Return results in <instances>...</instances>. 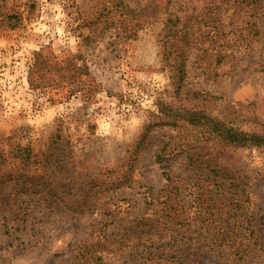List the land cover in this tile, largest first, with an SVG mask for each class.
I'll use <instances>...</instances> for the list:
<instances>
[{
	"label": "rangeland",
	"instance_id": "1",
	"mask_svg": "<svg viewBox=\"0 0 264 264\" xmlns=\"http://www.w3.org/2000/svg\"><path fill=\"white\" fill-rule=\"evenodd\" d=\"M149 1L0 0V154L28 147L47 184L36 181L23 196L10 183L0 186V264H122L130 253L118 244L128 229L148 217L153 199L166 202L157 200L164 174L193 176L186 157L213 160L240 178L250 231L254 215L264 217L263 150L223 148L219 141L195 146L197 130L162 125L167 110L182 105L243 131L260 129L264 0L259 35L243 33L248 43L234 60L215 66L186 51L179 92L163 65V14L127 38L123 7L139 12ZM68 64L79 70L80 84H71ZM165 147L168 161L156 164ZM0 169L1 175V162ZM105 241L121 251L97 259L96 244ZM184 261L230 264L197 249Z\"/></svg>",
	"mask_w": 264,
	"mask_h": 264
},
{
	"label": "trees",
	"instance_id": "2",
	"mask_svg": "<svg viewBox=\"0 0 264 264\" xmlns=\"http://www.w3.org/2000/svg\"><path fill=\"white\" fill-rule=\"evenodd\" d=\"M262 1L150 0L148 6L139 12L123 7L122 16L124 22L130 24L127 38H132L153 18L163 14L160 41L163 65L179 92L186 78V51L194 49L203 61L212 60L215 66H220L224 59L234 60L233 55L238 56L241 47L248 43L243 33L259 35L261 18L258 11ZM228 37L232 39L228 40ZM227 51L231 52L229 57ZM40 66L44 73V65ZM64 71L72 75L68 77L71 84L81 83L80 77H76L80 74L78 69L68 64ZM180 123L198 131L199 139L193 142L195 146L219 141L223 148L264 151V120L255 124L259 130L243 131L182 105L167 110L162 125L177 126ZM166 147L157 156L156 164L168 161ZM186 160L193 176L164 174L166 184L157 200L162 197L166 202L160 204L153 199L148 203V217L128 229L118 244L130 253L129 259L122 264H185L184 254L194 249L206 251L230 264H264V217L258 219L259 215H254L252 231L244 225V204L248 203V194L240 178L224 171L213 160L196 162L191 157ZM0 162L4 168L0 186L14 185L20 190L18 196L28 195L36 181L38 186L47 188L42 173L44 166H36L28 147H15L7 156L0 154ZM38 168L42 169L41 174L32 178L31 171ZM53 179L57 184L62 182L55 176ZM115 186L123 187L122 183ZM45 192V196H49L48 191ZM227 195L231 196L230 200ZM74 212L85 215L90 211L79 209ZM247 234L251 239L246 238ZM96 245L99 248L97 259L102 258L103 253L121 251L118 248L113 250L115 243L107 241L104 245Z\"/></svg>",
	"mask_w": 264,
	"mask_h": 264
}]
</instances>
